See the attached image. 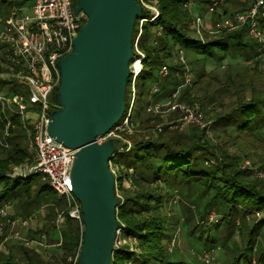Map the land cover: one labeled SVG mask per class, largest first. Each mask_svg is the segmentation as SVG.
Returning <instances> with one entry per match:
<instances>
[{
    "label": "rangeland",
    "instance_id": "1",
    "mask_svg": "<svg viewBox=\"0 0 264 264\" xmlns=\"http://www.w3.org/2000/svg\"><path fill=\"white\" fill-rule=\"evenodd\" d=\"M184 1L182 6L189 15L188 25L190 20L196 16L204 18L200 35L201 40L206 42L210 39L222 38L227 33L214 32L215 25L221 18L228 13L245 9L253 0H218V10L214 13L206 11L208 0H194L192 6H185ZM31 2L32 0H5V2L0 3V18L7 16L13 7H26ZM73 3L76 4V0H73ZM156 7L159 13L158 0ZM259 21L264 25V8ZM188 31L193 35L189 27ZM242 35L243 42L248 44L250 48L252 47L246 54L231 48L227 51L218 48L213 49L212 54L197 52L193 49L185 50V60L191 71L192 79L190 85L184 89L180 99L187 103L199 104L205 114L206 121L209 122L207 128L189 127L181 133L170 131L165 126L158 129L163 119H170L173 116L155 117L145 111L147 104L157 102L162 95L173 90L178 83L176 72L180 64L176 50L179 45H169L167 50L158 53L159 60L168 65L169 73L164 77H159L155 68L152 77L145 78L143 84H141L140 78L137 80V96L130 117L131 131L122 134L130 145L120 142L118 147L129 148L137 141L144 140L171 142L172 144L182 143L187 142L189 136L197 134L219 160L228 162L241 171L245 181H259L258 184L264 191V128L255 131L257 139L253 140L250 137L249 140H246L236 135L235 128L218 118L231 110L237 101L264 95V47L261 51L258 50L256 43L251 38L244 33ZM253 52H257V55L253 56ZM4 53L5 49L0 45V55L4 58V61L0 60V66L6 69V64L9 61L7 54ZM5 69L0 70V74L9 71V67ZM152 83H156L160 91L150 95L149 88ZM0 89L4 92L27 93L26 87L17 80H11L7 84L0 82ZM141 91L143 94L140 96L139 92ZM127 95L128 90H126L125 98ZM48 99L57 101L54 94L49 95ZM28 114L32 116L31 112ZM12 134V139L17 141L19 146L33 157L24 130L21 127H13ZM8 146L6 150L9 149ZM3 152L0 144V155ZM118 157L123 158L124 152L116 154V158ZM111 164L114 169L113 174L116 177L117 174L123 176L121 189L118 180L116 182V196H132L140 192L141 188L132 182L131 173L133 172L130 169H126L122 163L114 164L111 162ZM23 166L24 169L21 170L28 174L31 163H24L17 167ZM22 175L25 174L22 173ZM43 181L40 174H34L30 183L32 192ZM160 186L159 193L162 194V197L158 215L164 226L163 232L166 234V239L163 241L165 249L163 259L168 260L169 264H232L234 258L236 259L235 264H243L244 257L251 262L250 264H259L257 262L258 255L260 252L264 253V220L260 221L264 217V210L246 214H241L242 211H233L231 224H225L229 218L226 213L224 214L214 208L206 209L203 212L204 204L212 194L211 190L207 191L206 195H202L203 188L198 184L176 185L174 189L164 183H161ZM57 198L55 193L49 192L45 200L43 198L38 204L21 205L18 200H7L11 203L14 216L19 218L36 209L39 210V213H36L37 221L34 230L29 229L27 232L24 228H17L16 232L26 239H32L37 234H44L43 244L45 246H21L11 241L8 243L9 252L1 254L0 257L6 261L19 264L25 262L28 255L32 258L35 257L32 254H37L44 264H71V259L75 256L74 250L66 249L63 241L58 245L59 236L57 233L54 235L51 228L52 217L62 209L63 199L61 198V204L58 203ZM223 216L226 217L225 220H222ZM72 222L73 224L78 223L75 220ZM255 224L254 233L250 235L251 240L249 241V230ZM65 226V223L60 226L62 240L66 236ZM201 228L205 231L209 230L211 235L214 234L217 238L216 244L204 242L205 231L202 232L203 237L196 239L198 230ZM115 243V246L127 245L134 248L136 240L116 236ZM239 253H244L245 256L239 257ZM203 254L207 255V261Z\"/></svg>",
    "mask_w": 264,
    "mask_h": 264
},
{
    "label": "trees",
    "instance_id": "2",
    "mask_svg": "<svg viewBox=\"0 0 264 264\" xmlns=\"http://www.w3.org/2000/svg\"><path fill=\"white\" fill-rule=\"evenodd\" d=\"M24 1V0H21ZM184 0H158V16L143 24L142 33L138 41V47L143 51L142 68L136 79H141V84L145 78L152 77L157 65L162 62L159 60V51L167 50L169 45H179L185 49L212 54L213 49L227 51L229 48L248 53L250 46L244 43L243 33L247 35L245 28L227 32L222 38L210 39L208 41L200 40L191 35L188 31L189 15L183 8ZM5 0H0V3ZM140 16L149 17L145 10H141ZM264 22V21H263ZM134 22V30H135ZM190 23V22H189ZM190 29V28H189ZM134 31L132 33V42ZM155 40V43L153 41ZM253 40V39H252ZM256 43L258 50H262L264 43ZM6 53V52H5ZM4 53V54H5ZM253 52V56L257 55ZM6 55V54H5ZM0 60L4 58L0 55ZM6 64V69L8 68ZM0 66V70H4ZM5 69V70H6ZM11 80L0 79L1 84H7ZM2 90V89H0ZM10 90V89H9ZM10 92V91H8ZM172 92L170 90L168 95ZM143 92H139L141 96ZM56 98V92H54ZM126 91L124 95L126 106ZM137 96V92H136ZM227 125L235 128L237 136L249 140L257 139L255 131L264 128V95L261 97H251L241 99L227 113L218 117ZM13 127H21L17 117H12ZM189 127L199 128L189 125L183 130H170L173 132H182ZM22 128V127H21ZM1 129V123H0ZM202 129V128H199ZM12 131L7 136L9 149L2 146L0 155V204L9 200H18L21 205L38 204L48 195L49 192L55 193L46 181L38 184L37 189L32 192L30 183L35 173L28 174L14 173V167L21 166L24 163L33 162L30 153L22 149L18 142L12 139ZM196 137V139H194ZM247 137V138H245ZM187 142L174 143L156 142L150 140L137 141L131 147H118L111 158L114 164L122 163L126 169H130L132 182L140 187V192L130 196H116V218L118 220L120 238H133L136 240L134 248L127 245H116L109 264H169L164 260V244L166 234L163 232V225L158 215L162 194L160 184L164 183L170 188L176 185L187 186L191 183L198 184L203 188L202 195L207 191H212L211 196L206 200L203 212L206 209H217L226 213L229 218L225 224H231L233 211H242L241 214L251 213L252 211L264 210V191L259 186V181L247 182L242 178L241 171L223 160H219L210 147L200 140V137L191 135ZM124 152L123 158H116V154ZM10 170V172H9ZM127 173V172H126ZM114 190L118 180L121 189L123 176L113 174ZM116 194V193H115ZM118 194V193H117ZM58 203L62 204L58 196ZM64 203L62 204V209ZM61 209V210H62ZM59 211V210H57ZM56 211V212H57ZM223 216L222 220H225ZM264 220V217L260 220ZM65 239L63 244L66 249L73 251V254L79 253L82 242L83 231L80 223L73 224L72 219L65 217ZM217 225V224H216ZM258 225V224H257ZM218 226V225H217ZM215 226V227H217ZM255 226L249 230V241L254 233ZM196 227V226H195ZM202 228L198 230L197 240L202 236ZM204 242L207 244H216L217 238L205 231ZM250 247V246H249ZM28 255V254H27ZM28 255L25 262L19 264H44L37 254ZM239 257L245 256L239 253ZM259 264H264V253L260 252L257 258ZM235 258L232 264H235ZM244 257L243 264L251 262ZM0 264H17L7 260ZM75 264H78L77 261Z\"/></svg>",
    "mask_w": 264,
    "mask_h": 264
},
{
    "label": "built area",
    "instance_id": "3",
    "mask_svg": "<svg viewBox=\"0 0 264 264\" xmlns=\"http://www.w3.org/2000/svg\"><path fill=\"white\" fill-rule=\"evenodd\" d=\"M141 10H145L150 18L138 16L135 19V30L132 42V59L129 61V75L126 80L125 91L128 90L126 106L119 121L106 133L95 137V142L101 144L108 138H115L117 142L130 145L122 136L131 131L130 117L136 98V79L142 68L143 51L138 47L143 24L154 20L158 16L157 0H137ZM218 0H208L206 11L214 13L218 10ZM194 0H185V6H192ZM73 0H32L26 7H13L9 14L0 18V45H2L9 61V71L1 73L0 79L17 80L26 87L27 93L0 90V144L8 146L7 136L14 124L12 117H17L28 139V147L33 153V162L28 170L40 174L57 196L63 199L64 208L53 218L58 226L65 217L82 224L79 202L73 196L70 182V168L74 157V149L64 146L50 136L47 131L49 114L59 107L57 101L48 99L56 92L60 82L58 60L72 50L73 37L85 23L87 16L83 11L74 13ZM264 0H253L245 9L228 13L215 25L214 32H231L245 28L247 36L257 43H264V25L259 21L263 14ZM204 18L196 16L190 20L191 32L201 40L200 30ZM155 43V40L153 41ZM186 49L177 48L179 68L178 83L172 92L157 102L146 105L145 111L155 117H167L159 124L170 130H183L189 125L205 129L209 122L199 104L182 101L181 95L192 79L189 66L186 63ZM169 73V67L161 63L156 67V74L164 77ZM160 91L156 83H152L149 93ZM31 112L32 116L28 113ZM109 167L114 173L111 161ZM23 167H14V173H25ZM115 182V181H114ZM36 213L25 217L8 215L5 207L0 206V232L9 227L8 234L3 237L13 238L25 246L41 244L44 234L38 238L26 239L13 228L19 225L27 228L35 218ZM119 234V228L116 230ZM40 239V240H39ZM116 242V241H115ZM3 245V242L1 243ZM116 244V243H115ZM2 249H4L2 247ZM1 249V250H2ZM204 255V254H203ZM78 254L71 259L75 264ZM207 261V255H204Z\"/></svg>",
    "mask_w": 264,
    "mask_h": 264
},
{
    "label": "water",
    "instance_id": "4",
    "mask_svg": "<svg viewBox=\"0 0 264 264\" xmlns=\"http://www.w3.org/2000/svg\"><path fill=\"white\" fill-rule=\"evenodd\" d=\"M80 10L87 19L73 37L71 52L58 60L59 107L50 112L47 131L75 150L70 182L83 225L77 263L109 264L118 228L109 161L119 142L94 140L123 115L132 33L141 6L137 0H76L74 13Z\"/></svg>",
    "mask_w": 264,
    "mask_h": 264
},
{
    "label": "crops",
    "instance_id": "5",
    "mask_svg": "<svg viewBox=\"0 0 264 264\" xmlns=\"http://www.w3.org/2000/svg\"><path fill=\"white\" fill-rule=\"evenodd\" d=\"M166 95H162L160 98H159V100H161L162 98H164ZM158 100V101H159ZM172 116V115H171ZM0 206H2V207H5L6 208V210L8 211V215L9 216H13V217H17V216H14V213H13V211H12V209H11V203H10V201H6V202H3V203H1L0 204ZM60 212V211H59ZM32 213H39V210L38 209H36V210H34L33 212H31V213H28V214H26L25 216H27V215H29V214H32ZM57 215V214H56ZM55 215V216H56ZM24 216V217H25ZM22 218V217H21ZM53 218H54V216L52 217V220H51V222H52V225H51V228H52V230L54 231V235H56V233L58 234V236H59V241H58V245H60L61 244V242H62V237H60L61 236V232H60V226L63 224V223H65V219L63 220V222H61L58 226H56L55 224H54V222H53ZM0 220H2L3 222H5V218L4 217H0ZM36 221H37V214H36V216H35V218L30 222V224H29V226L27 227V228H24V230H26L27 232L29 231V229L30 230H34L35 229V224H36ZM17 228H22V227H20L19 225H17V226H15L14 228H13V230L16 232L17 231ZM8 231H9V227H7L6 226V228L4 229V231L3 232H0V255L2 254H7L8 252H9V249H8V243L9 242H16V243H18L19 245H23V244H21L19 241H17V240H15V239H13V238H7L6 240H3V237L5 236V235H7L8 234ZM38 236H39V234H37V235H35V239H37L38 238ZM40 240V239H39ZM45 240V239H44ZM3 242V245L1 244ZM32 245H36V246H43L44 244L43 243H41V244H35V243H32ZM32 245H29L28 247H32ZM23 246H25V245H23ZM45 246V245H44ZM2 247L4 248V249H2ZM2 249V250H1ZM4 261H6V260H4L2 257H0V263L1 262H4Z\"/></svg>",
    "mask_w": 264,
    "mask_h": 264
}]
</instances>
